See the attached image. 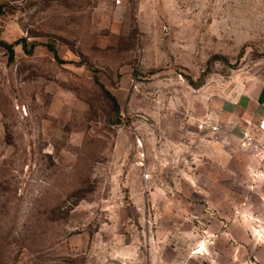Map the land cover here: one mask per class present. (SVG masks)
I'll return each mask as SVG.
<instances>
[{"label":"rangeland","instance_id":"1","mask_svg":"<svg viewBox=\"0 0 264 264\" xmlns=\"http://www.w3.org/2000/svg\"><path fill=\"white\" fill-rule=\"evenodd\" d=\"M0 264H264V0H0Z\"/></svg>","mask_w":264,"mask_h":264},{"label":"built area","instance_id":"2","mask_svg":"<svg viewBox=\"0 0 264 264\" xmlns=\"http://www.w3.org/2000/svg\"><path fill=\"white\" fill-rule=\"evenodd\" d=\"M258 130L264 134V119L261 120ZM242 144L244 147H252L258 161V168L252 171V182L257 186L264 185V142L255 141L248 132L242 133Z\"/></svg>","mask_w":264,"mask_h":264},{"label":"trees","instance_id":"3","mask_svg":"<svg viewBox=\"0 0 264 264\" xmlns=\"http://www.w3.org/2000/svg\"><path fill=\"white\" fill-rule=\"evenodd\" d=\"M0 45H3V46L6 47L7 49H9L11 52H13L11 46H7L6 44H3V43H1V42H0Z\"/></svg>","mask_w":264,"mask_h":264},{"label":"crops","instance_id":"4","mask_svg":"<svg viewBox=\"0 0 264 264\" xmlns=\"http://www.w3.org/2000/svg\"><path fill=\"white\" fill-rule=\"evenodd\" d=\"M260 132V131H259ZM261 133V132H260ZM261 134H263V133H261ZM263 136H264V134H263ZM258 168V166L257 167H255L254 169H252V170H255V169H257Z\"/></svg>","mask_w":264,"mask_h":264}]
</instances>
